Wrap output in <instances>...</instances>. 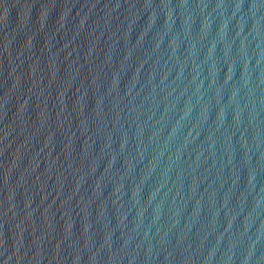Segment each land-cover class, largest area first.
Returning <instances> with one entry per match:
<instances>
[{"label":"water","instance_id":"1","mask_svg":"<svg viewBox=\"0 0 264 264\" xmlns=\"http://www.w3.org/2000/svg\"><path fill=\"white\" fill-rule=\"evenodd\" d=\"M0 264H264V0H0Z\"/></svg>","mask_w":264,"mask_h":264}]
</instances>
